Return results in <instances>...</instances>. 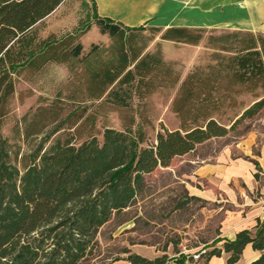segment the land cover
<instances>
[{
    "label": "trees",
    "instance_id": "obj_1",
    "mask_svg": "<svg viewBox=\"0 0 264 264\" xmlns=\"http://www.w3.org/2000/svg\"><path fill=\"white\" fill-rule=\"evenodd\" d=\"M65 1L0 0V264H90L99 230L132 206L147 175L264 111V34L211 32L209 63L183 77L179 63L164 58L160 43L149 50L154 34L195 46L206 28H129L100 17L96 2L84 0L90 19L108 27L111 37L80 59L76 52L89 25L41 35L45 20ZM53 65L65 67L68 78L57 85L53 98L38 97L39 106L23 117L22 129L17 125L12 141L42 136L31 153L21 154L2 133L13 113L17 81L37 83ZM170 90H176L171 111L179 129L162 128L153 145L143 146L146 132L133 129L138 120L148 122L142 101ZM128 94L138 100L136 106L126 100ZM111 112L118 113L122 130L106 126L99 141L96 123ZM64 130L73 131L47 146ZM255 228V233L239 231L233 241L199 259L210 264L225 253V264H236L251 245L261 255L249 264H264V222L258 219ZM123 253L107 264L170 261L165 254L150 259L129 248Z\"/></svg>",
    "mask_w": 264,
    "mask_h": 264
},
{
    "label": "rangeland",
    "instance_id": "obj_2",
    "mask_svg": "<svg viewBox=\"0 0 264 264\" xmlns=\"http://www.w3.org/2000/svg\"><path fill=\"white\" fill-rule=\"evenodd\" d=\"M83 1L66 0L45 20L41 29L43 36L50 33L63 35L82 25H89L90 29L80 39L76 52L80 59L86 57L94 47L109 44L111 37L108 27L90 19V8ZM229 31L235 30L232 27L207 28L204 38L195 46L163 41L161 33H157L154 34L155 38L150 43L149 50H154L156 44L160 43L164 58L178 62L185 77L195 66L209 63L211 51L207 48V38L211 32L219 34ZM259 31L264 34L263 29ZM145 34L153 33L146 31ZM67 78L65 67L53 65L37 83L21 79L17 81L13 113L2 133L11 139L12 144L16 143L15 149H20L21 154L31 153L40 143L42 136L31 138L26 143L12 141L17 137V125L22 129L23 117L33 113L39 106L38 97L53 98L54 89ZM175 93L176 90L160 91L142 101V110L148 122L142 124L138 120L133 129L135 131L141 127L146 132V142L143 146L153 145L157 133L162 131V128L170 131L179 129V122L171 111ZM125 98L132 105L138 104V100L129 94ZM250 100L246 99L247 104ZM224 123L227 128L231 127L230 123ZM106 126L122 130V122L117 112L109 113L105 120L96 123L95 134L99 141H102ZM72 131L64 130L53 136L47 146L58 137L67 139ZM86 131L88 132V128ZM83 140L76 143L79 144ZM225 157L228 162L241 159L252 163L258 188L250 193V196L254 199H264V111L259 116L236 125L225 137L211 139L197 146L191 153L175 158L170 167L158 168L147 175L146 185L132 206L114 216L99 230L98 247L90 264H107L116 258H123V251L133 246H137L135 253L142 252L153 256L152 252H146L143 248L153 246L168 258L180 259V254L183 253V259L187 260V256L193 258L190 264H204L202 259L194 256L220 246L218 242L221 222L224 216L235 208L218 190L217 199L213 201L193 199L189 191L194 187L200 190L209 188L210 182L199 175L201 167L222 162ZM241 187H245L242 182Z\"/></svg>",
    "mask_w": 264,
    "mask_h": 264
},
{
    "label": "crops",
    "instance_id": "obj_3",
    "mask_svg": "<svg viewBox=\"0 0 264 264\" xmlns=\"http://www.w3.org/2000/svg\"><path fill=\"white\" fill-rule=\"evenodd\" d=\"M94 1L100 17L109 18L129 28L140 26L163 29L232 27L234 30L259 33H261L259 30H264V0ZM260 164L263 167V164ZM199 175L207 179L211 185L205 190L192 188L189 191L192 198L213 201L217 199L216 190H218L231 204H234L235 208L233 212H228L221 222L218 242L220 246L217 248H222L226 240L233 241L241 230L248 229L255 233L257 220L264 222V199H254L250 196L258 188L252 163L241 159L228 162L225 157L222 162L202 166ZM241 182L245 184V187H241ZM136 247L133 246L130 250L135 253ZM143 248L146 252H152L153 256L142 252L136 253L150 259L162 256L156 247ZM260 255L259 251H254L251 245H248L236 264H249ZM228 257V254L223 253L220 258L213 257L210 264H225ZM183 258H185L183 253L180 259L169 258V264H190V256H187V260ZM177 260H184V262L179 263ZM112 264L130 263L120 260Z\"/></svg>",
    "mask_w": 264,
    "mask_h": 264
},
{
    "label": "built area",
    "instance_id": "obj_4",
    "mask_svg": "<svg viewBox=\"0 0 264 264\" xmlns=\"http://www.w3.org/2000/svg\"><path fill=\"white\" fill-rule=\"evenodd\" d=\"M199 256H200V254H198V255H195L194 257H195V258H199Z\"/></svg>",
    "mask_w": 264,
    "mask_h": 264
}]
</instances>
